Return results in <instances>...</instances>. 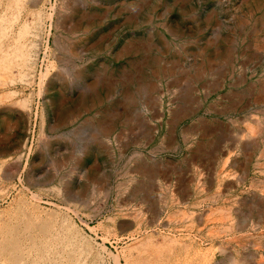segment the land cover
I'll return each instance as SVG.
<instances>
[{
  "label": "rangeland",
  "instance_id": "1",
  "mask_svg": "<svg viewBox=\"0 0 264 264\" xmlns=\"http://www.w3.org/2000/svg\"><path fill=\"white\" fill-rule=\"evenodd\" d=\"M0 264H264V0H0Z\"/></svg>",
  "mask_w": 264,
  "mask_h": 264
},
{
  "label": "bare ground",
  "instance_id": "2",
  "mask_svg": "<svg viewBox=\"0 0 264 264\" xmlns=\"http://www.w3.org/2000/svg\"><path fill=\"white\" fill-rule=\"evenodd\" d=\"M32 55V54H31ZM2 67V66H1ZM46 76V75H45ZM43 78V77H42ZM142 84H139V86H138V89H142L143 88V86H141ZM104 121V120H103ZM113 127H112V125H109V126H106L105 128H104V130L102 131V135L103 136H105V137H109L110 135H111V133H112V129ZM202 147H203V145H202ZM200 149V148H199ZM202 150V149H201ZM136 169V168H135ZM138 170H139V172H141L142 174H144V175H152V174H154L153 173V171L154 170H152L151 169V167L149 166V165H146L145 163H142V161L138 164V168H137ZM136 169V170H137ZM138 172V171H137ZM156 172V171H155ZM156 176V175H155ZM140 187V186H139ZM140 189V188H139ZM82 258V257H81ZM118 261V260H117Z\"/></svg>",
  "mask_w": 264,
  "mask_h": 264
}]
</instances>
